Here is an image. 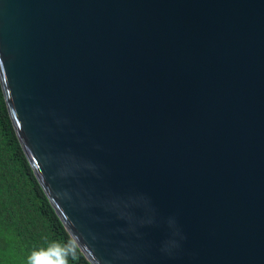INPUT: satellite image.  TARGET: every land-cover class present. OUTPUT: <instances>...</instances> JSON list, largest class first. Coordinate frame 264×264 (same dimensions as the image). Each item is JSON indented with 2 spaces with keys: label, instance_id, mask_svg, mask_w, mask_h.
Segmentation results:
<instances>
[{
  "label": "water",
  "instance_id": "1",
  "mask_svg": "<svg viewBox=\"0 0 264 264\" xmlns=\"http://www.w3.org/2000/svg\"><path fill=\"white\" fill-rule=\"evenodd\" d=\"M0 84L88 264H264V0H0Z\"/></svg>",
  "mask_w": 264,
  "mask_h": 264
},
{
  "label": "trees",
  "instance_id": "2",
  "mask_svg": "<svg viewBox=\"0 0 264 264\" xmlns=\"http://www.w3.org/2000/svg\"><path fill=\"white\" fill-rule=\"evenodd\" d=\"M66 251L67 264H88L35 178L0 84V264H61Z\"/></svg>",
  "mask_w": 264,
  "mask_h": 264
},
{
  "label": "clouds",
  "instance_id": "3",
  "mask_svg": "<svg viewBox=\"0 0 264 264\" xmlns=\"http://www.w3.org/2000/svg\"><path fill=\"white\" fill-rule=\"evenodd\" d=\"M68 255L67 251L65 252V258L62 259L61 264H67L66 256Z\"/></svg>",
  "mask_w": 264,
  "mask_h": 264
},
{
  "label": "snow or ice",
  "instance_id": "4",
  "mask_svg": "<svg viewBox=\"0 0 264 264\" xmlns=\"http://www.w3.org/2000/svg\"><path fill=\"white\" fill-rule=\"evenodd\" d=\"M55 255L59 256V252L57 251V252L55 253Z\"/></svg>",
  "mask_w": 264,
  "mask_h": 264
}]
</instances>
